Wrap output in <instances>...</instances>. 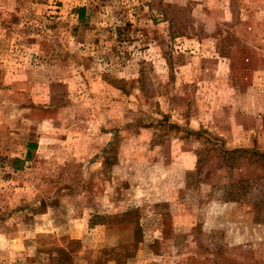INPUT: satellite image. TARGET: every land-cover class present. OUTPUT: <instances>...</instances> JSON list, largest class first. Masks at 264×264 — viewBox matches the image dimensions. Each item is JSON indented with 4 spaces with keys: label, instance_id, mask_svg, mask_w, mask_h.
Instances as JSON below:
<instances>
[{
    "label": "rangeland",
    "instance_id": "obj_1",
    "mask_svg": "<svg viewBox=\"0 0 264 264\" xmlns=\"http://www.w3.org/2000/svg\"><path fill=\"white\" fill-rule=\"evenodd\" d=\"M0 264H264V0H0Z\"/></svg>",
    "mask_w": 264,
    "mask_h": 264
},
{
    "label": "trees",
    "instance_id": "obj_2",
    "mask_svg": "<svg viewBox=\"0 0 264 264\" xmlns=\"http://www.w3.org/2000/svg\"><path fill=\"white\" fill-rule=\"evenodd\" d=\"M79 11H80V13L84 12L83 9H80ZM209 143H211V145L213 147L212 149H218V151H219V153L221 155L225 154V156H227L226 158H228V159H225V157L222 158V156L219 157L220 160H222L225 163H227L226 165L230 166L234 162H238L239 157H241L240 156V153H241L240 150L227 151L224 148H222L220 145H218V143H215L213 140L211 142H209ZM27 146H28V150H27V154H26V160H31L32 156H33V152L37 148V144H34L33 142H28ZM20 162H21V160L16 159V160H14L13 164L16 165V164H18ZM233 187H235V186H233ZM235 199H239V198H235ZM230 201H233V198H231ZM96 219H98V215L92 216V219L90 221V226H92V225H94L96 223ZM62 258H65L64 260H66V257H65L64 254H62Z\"/></svg>",
    "mask_w": 264,
    "mask_h": 264
}]
</instances>
